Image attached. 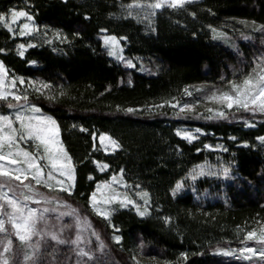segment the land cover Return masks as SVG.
<instances>
[{"label":"trees","instance_id":"obj_1","mask_svg":"<svg viewBox=\"0 0 264 264\" xmlns=\"http://www.w3.org/2000/svg\"><path fill=\"white\" fill-rule=\"evenodd\" d=\"M132 2L0 0V12L27 6L39 30L68 37L52 45L35 42L20 57L13 46L17 39L0 27V61L8 73L51 85L32 100L57 121L77 170L72 191L56 194L108 245L107 264H134L135 252L155 264H264L219 253L238 246L242 230L264 221V143L258 139L264 136V116L229 110L223 119L208 120L195 110L177 115L170 105L183 98L186 88L226 87L228 81L243 79L234 69L251 72L264 54V34L254 31L264 24V0H197L186 10H162L154 17V30L123 13ZM101 28L124 38V58L135 67L108 55ZM128 108L136 111L127 113ZM183 128L201 131L189 142L176 135ZM98 133L117 139L121 149L96 151L93 136ZM205 145L227 149L234 164L235 175L226 181L223 197L199 202L190 193L171 196L174 184L193 165L213 155ZM96 160L110 169L101 173ZM121 169L127 184L148 192L147 213L140 217L131 208L117 207L111 220H105L91 211L89 198L98 181ZM74 222V217L64 219ZM75 232L66 228L63 235L74 238ZM114 235L122 237L119 245ZM91 239L95 247V237ZM54 243L49 241V252ZM58 248L55 260L46 256L44 261L61 264L70 255V264H77L70 245ZM181 253H187L186 260Z\"/></svg>","mask_w":264,"mask_h":264},{"label":"snow or ice","instance_id":"obj_2","mask_svg":"<svg viewBox=\"0 0 264 264\" xmlns=\"http://www.w3.org/2000/svg\"><path fill=\"white\" fill-rule=\"evenodd\" d=\"M190 3L191 0H133L126 6L125 12L129 17L135 13L138 22L145 23L147 28L154 30L151 24L158 13L163 14L162 10L166 9L186 10L185 6ZM90 18L85 16L86 20ZM21 19L25 22L18 23ZM33 20L34 17L26 10L13 9L10 15L0 14V25H3L13 37H30L37 32L38 29ZM49 31L45 30L43 33L44 43L52 45L57 41L60 43L68 41V37L60 31H52L51 38H49ZM212 31L216 32V29ZM254 31L264 34V24L255 28ZM99 32L106 33L107 29L101 28ZM217 35L223 37L225 33L220 32ZM121 39L124 38L118 39L116 35L102 36V43L107 48L108 55L115 56L119 60L124 59L121 55L123 51L120 44ZM243 39L248 40L250 37L244 35ZM35 46L32 43H20L18 55L24 57L26 49ZM3 51L0 49V52ZM127 64L129 67H135L131 60H128ZM237 72L243 76L242 80L228 81L230 91L214 93L208 99L222 104L227 110L235 109L250 113L252 116L257 114L264 116V54L259 57L255 67L251 68V72L245 73L242 68L233 70L234 75ZM221 79L223 80L224 77ZM17 82L25 83L21 77L12 76L9 79L8 70L4 62L0 61V100L7 101V108L14 110L12 115L0 114V178H2L0 179V264H53L51 261H44V257L52 256L55 260L59 245L71 246V252H74L77 258V264H107L105 257L108 254V245L103 242L100 235L90 230L87 219H81L75 209L60 211L61 207L67 209L68 205L59 199L53 200L40 191V188H44L50 192L58 189L61 193H70L76 183L77 170L73 158L60 139L57 121L52 116L44 115L40 107L31 104L27 95L16 94L14 90ZM28 83L36 93L51 87L43 81H29ZM184 91L187 95H192L187 88ZM9 96L18 103L13 104L8 101ZM21 100L24 103H19ZM171 107L176 108L177 105L172 104ZM134 111L136 109H126L127 113ZM186 111H192V105L184 104L177 115ZM207 112L209 115L205 118L208 120L223 119L228 115L226 111L213 108H208ZM16 123L19 127L14 126ZM246 126L253 127L254 125L247 123ZM195 131L199 133L201 130L197 128ZM176 135L189 142L196 138L192 132L187 130L177 129ZM232 139L236 138L232 137ZM258 139L264 143V136ZM27 142H32L36 151H30L21 146L22 143ZM99 147L105 152L114 153L121 149L122 145L112 136L101 134ZM205 147L210 146L205 145ZM93 163L101 173L110 169V165L106 162L96 160ZM197 167L199 171L193 169L188 174L192 180L205 174L204 165ZM230 170V167L221 166V174L225 177L229 175ZM123 171V169L120 170L119 176L113 175L110 180L96 183L95 190L91 192L89 202L92 210L105 220H111V205H118L121 208L132 206L140 217H144L147 213L148 192H137V196L144 205V210H141V206L127 193H120L114 187L115 185L127 187ZM210 174L216 175L217 173L211 172ZM88 179L94 180L91 175ZM135 187L140 186L135 185ZM182 187L183 183L177 181L172 189V195L179 193ZM64 217H74V224L64 223ZM169 220L170 217H165V222ZM66 228L76 229L74 238L63 235ZM86 231L87 236L84 234ZM116 231L119 232V229ZM93 236L96 240L95 247L91 239ZM112 240L119 245L122 237L114 235ZM243 240L255 241L260 245L259 248L241 247L239 253L245 259L258 255L264 260V223H261L258 229L253 228L246 231ZM49 241L55 242L51 245V252L48 251ZM181 258L186 260L187 253H181ZM132 259L134 264H139L135 256ZM70 261L71 256L66 255L61 264H70ZM177 264H180V261H177Z\"/></svg>","mask_w":264,"mask_h":264},{"label":"rangeland","instance_id":"obj_3","mask_svg":"<svg viewBox=\"0 0 264 264\" xmlns=\"http://www.w3.org/2000/svg\"><path fill=\"white\" fill-rule=\"evenodd\" d=\"M194 1H197V0H191V2H194ZM125 8H126V6L123 8V13L126 15ZM13 9H15V10H26V11H28L31 14V12H30V10L28 9L27 6L10 8V9H8L5 12H0V14L10 15V11L13 10ZM131 17L134 18L136 21H138L135 18V13ZM153 21H154V18L152 20V24H153ZM23 22H25V21L23 19H21L18 23H23ZM33 23L35 24L34 20H33ZM142 24L144 25V27H146L145 23H142ZM152 24H151V27H152ZM0 27H3V25H0ZM15 27L16 26H14V28ZM37 29H38V27H37ZM16 31H18V28H16ZM43 33H44V31L38 29V31L35 32L30 37L29 36H25V37L15 36V37H13L10 34L13 39H17L16 43L13 45L14 46V50L17 53L19 52L18 45L20 43H25V44L32 43L33 44L35 42L36 43L37 42H43ZM105 34H108V33H102L101 34V40H102V36L105 35ZM108 35H111V34H108ZM49 38H51V33H49ZM121 41H122V39H121ZM121 41H120V44H121V47L123 49ZM106 50H107V48H106ZM107 52H108V50H107ZM121 55L124 57L123 51H122ZM110 57L115 59V60H117L118 62H120L123 66H126V67L128 66V64H127L128 60H126L125 58L123 60H119L115 56H110ZM11 78H12V75L9 74V79H11ZM23 80L25 81V83L24 84H20L19 82H17L16 88H15L14 91L16 92V94L21 95V96L27 95L28 98H29V102L31 104H35L33 102L32 98L36 97L37 95L45 93V89H42L40 93H36V92L33 91L32 87H30V85L28 83L29 81H33V80H29V79L28 80L27 79H23ZM237 82H239V81H237ZM187 89L192 93V95H187L185 93V91H184V94H183L184 96H183V98L181 100H175V101L170 103V105H172V104H176L177 105V107L175 109H177L178 112H180V108H182L183 105L186 104V103L192 105V110L197 111L198 114H201L203 116H208L209 115V113L207 112L208 108H213V109H217V110H223V111H226V112L229 111L222 104H218V103H216L214 101H211L210 99H208V97H210L214 93L218 94L220 91H230V85H228L226 87H220V88L200 85V86H195V87H191V88H187ZM8 101H11L13 104L18 103L16 101L12 100L11 96L8 97ZM19 103H24V101L21 100ZM6 104H7V101L0 100V114H9V115L14 114V110L7 108ZM36 106H38V105H36ZM232 110H235V109H232ZM43 114L44 115H48V114H46L44 112H43ZM248 114H250V113H248ZM251 117L256 118L255 116H252V115H251ZM14 126L15 127H19V124L16 123ZM59 129H60V127H59ZM180 130H182V131L183 130L190 131V132L193 133L194 136H196L198 134L195 131L196 129L183 128V129H180ZM101 134H106V133H98V134L93 136L95 150L96 151H101V152L106 153V154L111 153V152H105L101 147H99V136ZM106 135H108V134H106ZM60 139H61V137H60ZM21 146L24 147V148H27L30 151H36L35 146L32 144V142L22 143ZM206 149L209 150V151H213L214 152L213 155L210 158H207V159L203 160L202 162L193 165L186 172V174L181 179L178 180V181H181L183 183V187L180 190V192L177 193L176 195H172V189L175 187V184H174L173 188L170 191L171 196L177 197V196L185 194V193H190L192 195L193 199L197 200L199 202H206V201H213V200L216 201V200H218V198L223 197L220 194L223 191V188H224V185H225L226 181L228 179L232 178L235 175V173H234V164L232 163V161H230L228 159L227 154L225 153L224 149L221 146L206 147ZM40 151L42 153V149ZM200 165H204L205 166V168H204L205 174L197 176L196 180H192L188 176V174L190 172H192L193 169H196V171H199L200 169L197 166H200ZM221 166L230 167L231 170H230L229 175L227 177H225V176H223L221 174ZM211 172H216L217 174L216 175H211L210 174ZM119 174L120 173H116V174H113V175L119 176ZM113 175H111L108 179H105V180H110ZM0 179H2V178H0ZM105 180H100L97 183H100V182L105 181ZM25 183H27V181H25ZM34 183L35 182L33 181V184ZM114 187H116L117 191L120 192V193H127L128 196H130L133 200H135L137 202V204H139L141 206V210H144L143 201L139 198V196H137V192H140L139 188H137L135 186H131L130 184H127V187H124L123 185H115ZM94 190H95V187H94ZM40 191L44 192L46 195H48L53 200H55V199H59L60 200V198L56 194V192L59 191L58 189L50 192L48 189L40 188ZM89 200H90V198H89ZM33 206H35V205H33ZM89 207H90L91 211L93 213H95L92 210V206H91L90 202H89ZM110 207H111L112 212H113V210H115L119 206L118 205H111ZM125 208H131L132 210H134L137 213V210L135 208H133L132 206H128V207H125ZM60 211H71V209L70 208L65 209V208L61 207ZM100 217H102V216H100ZM102 218H104V217H102ZM64 219H65V217H64ZM261 223H264V221L260 222V223H256L249 230H251L253 228L258 229L261 226ZM246 231H248V230H242L240 232L239 238H241V240H240L238 246L230 247V248H227V249H222V250L219 251V253L222 254V255H225L226 257H234V258H237V259L240 258V259H244V260H249V259H245L239 253V249L241 247H245V246L253 247V248H259L260 245L257 244V242H255V241H244L243 237H244ZM225 253H229V254H225ZM133 256H135L136 260H138L139 263H141V264H155L154 260L148 259V258L144 259V258L140 257V255L137 254L136 252L133 254ZM251 259H260V257L258 255H256V256H252Z\"/></svg>","mask_w":264,"mask_h":264}]
</instances>
